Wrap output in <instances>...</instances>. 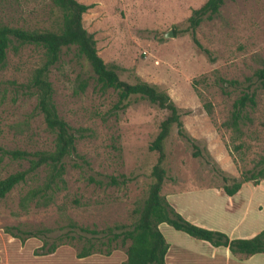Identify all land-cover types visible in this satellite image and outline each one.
Segmentation results:
<instances>
[{
  "label": "rangeland",
  "instance_id": "rangeland-1",
  "mask_svg": "<svg viewBox=\"0 0 264 264\" xmlns=\"http://www.w3.org/2000/svg\"><path fill=\"white\" fill-rule=\"evenodd\" d=\"M76 1L93 5L81 22L92 34L102 62L115 65L122 81L145 82L166 93L177 108L189 140L171 127L163 143L165 180L160 195L191 224L218 231L228 239L249 238L263 231L264 179L256 186L243 183L229 204L221 187L257 170L256 163L264 157V88L253 78L264 62V0H223L218 14L195 29L196 40L208 54L184 32L191 11L205 0ZM60 21L59 10L49 0H0L1 25L56 30ZM167 31L172 37H164ZM41 59V48L33 45H23L16 52L7 50L0 70L1 149L33 152L53 148V136L41 115L34 112V96L19 88ZM247 77L253 82L254 106L245 107L234 130L228 125L231 105ZM48 80L58 116L71 128L84 129L83 138L75 141L81 159L65 161L64 187L47 206L33 201L20 206L25 193L43 182V167L0 199V264H124L128 242H107L106 229L130 227L134 222V209L146 197L156 160L147 147L166 113L137 96L129 97L124 110L114 109L116 92L99 88L73 47L61 50ZM82 80L85 88L79 91ZM222 81L237 84L227 86ZM26 167L25 161L0 155V180ZM88 177L101 181L102 186L89 183ZM108 177L124 183L107 186ZM68 221L98 234L71 233ZM6 228L17 235L40 231L46 248L54 243L57 249L35 255L41 246L38 239L20 244L5 233ZM158 229L172 250L200 255L201 264H221L222 254L213 259L214 247L208 243L166 224ZM86 238H93V251L77 258ZM234 256L245 260L243 264H264L262 254Z\"/></svg>",
  "mask_w": 264,
  "mask_h": 264
},
{
  "label": "trees",
  "instance_id": "trees-1",
  "mask_svg": "<svg viewBox=\"0 0 264 264\" xmlns=\"http://www.w3.org/2000/svg\"><path fill=\"white\" fill-rule=\"evenodd\" d=\"M61 14L60 25L56 30H23L16 27H8L0 24V70L4 67L6 53L9 48L16 52L23 45H33L42 50L41 63L32 71L28 81L21 84L19 88L23 93L34 96V112L42 117L45 129L53 136V148L50 151L24 150H4L0 148V155L8 157L12 161H25L27 167L24 170L16 171L0 180V199H2L14 186L23 183L26 176L37 171L40 168L46 169V175L43 182L35 188L28 190L21 198L20 206L24 208L26 202L33 201L35 205L47 206L52 202L53 194L64 187L63 175L65 173V161L77 157L75 149L76 139L83 138L81 128H71L56 111L53 102V90L48 80L50 69L58 62L60 52L63 48L73 47L77 55L88 65L95 83L101 90L112 89L116 92L117 100L114 109L124 110L127 101L131 96H137L156 108L163 110L166 114L158 124V131L147 149L156 154L155 163L150 170L151 182L148 185L146 197L141 205L134 209L136 218L130 227L116 225L107 228L105 236L107 242L111 243L119 240L121 245H128L125 248L124 264H165L164 258L168 249L158 226L166 224L175 231L184 233L190 238L208 243L210 246L223 247L232 255L240 254L252 256L256 254L264 255V230L249 238L228 239L226 235L209 229H205L191 224L178 214L175 209L160 195V189L165 180V170L163 168L164 151L163 143L167 138L172 126H175L179 136L189 140L183 130L180 122L177 108L162 91L145 82L138 81L129 84L119 79L117 67L115 65H106L98 57L95 41L92 34L86 32L82 27V15L92 8V4H81L76 0H49ZM223 0H205L197 9L191 11L186 20L184 32L188 33L191 42L205 54L203 49L195 38V29L202 21H209L218 14V10ZM254 82L264 88V62L260 69L253 72ZM250 78H245L241 94L232 102L229 116V126L237 130L238 122L241 119V113L245 107L254 106L253 82ZM227 86H236L235 81H222ZM77 88L82 91L85 88V81H79ZM195 155V154H194ZM83 164L84 161H83ZM77 165L74 164V167ZM257 170L243 175L240 180L230 179L229 183L221 187L222 193L226 197L233 196L243 183L250 182L256 186L260 180L264 179V157L256 163ZM226 182L227 179L223 178ZM89 183L102 186L101 181L88 177ZM124 181L118 182L114 177H108L105 182L107 186H117ZM69 232L89 233L96 236L98 233L94 230L78 227L71 221H68ZM14 231H17L15 229ZM13 238L19 239L22 244L26 239L36 238L41 242L39 252L35 255H46L53 253L57 247L54 243L46 248V242L39 237L41 233L25 231L13 233L11 228H6ZM78 237L81 235L77 234ZM93 238H86L85 246L76 254L77 258L89 256L93 251Z\"/></svg>",
  "mask_w": 264,
  "mask_h": 264
},
{
  "label": "crops",
  "instance_id": "crops-1",
  "mask_svg": "<svg viewBox=\"0 0 264 264\" xmlns=\"http://www.w3.org/2000/svg\"><path fill=\"white\" fill-rule=\"evenodd\" d=\"M231 198H232V196L226 198L228 204L231 202ZM174 208H175V206H174ZM176 210H178V209L176 208ZM181 216H183L182 213H181ZM183 218H185V217L183 216ZM218 253L222 254V256H220L221 257V259H220L221 264H223V263L224 264H243V262L245 261V260H237L236 256L230 254L228 252V250L226 248H223V247H216V248L211 249L210 255H211V257H214L213 259H215L218 257L217 256ZM200 257H201L200 255H190L189 256V254L187 255L185 253H180L178 251L172 250V248L169 247V244H168V249H167V252L165 254L164 263L165 264H201L202 260L200 259Z\"/></svg>",
  "mask_w": 264,
  "mask_h": 264
},
{
  "label": "water",
  "instance_id": "water-1",
  "mask_svg": "<svg viewBox=\"0 0 264 264\" xmlns=\"http://www.w3.org/2000/svg\"><path fill=\"white\" fill-rule=\"evenodd\" d=\"M164 37H172V32H171V31H167V32L164 34Z\"/></svg>",
  "mask_w": 264,
  "mask_h": 264
}]
</instances>
